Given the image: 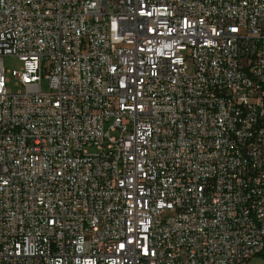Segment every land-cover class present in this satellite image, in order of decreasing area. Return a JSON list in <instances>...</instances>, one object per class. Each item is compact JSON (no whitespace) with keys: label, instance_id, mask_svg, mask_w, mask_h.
Segmentation results:
<instances>
[{"label":"built area","instance_id":"2783aa9c","mask_svg":"<svg viewBox=\"0 0 264 264\" xmlns=\"http://www.w3.org/2000/svg\"><path fill=\"white\" fill-rule=\"evenodd\" d=\"M257 256L264 0H0V264Z\"/></svg>","mask_w":264,"mask_h":264},{"label":"rangeland","instance_id":"374dc122","mask_svg":"<svg viewBox=\"0 0 264 264\" xmlns=\"http://www.w3.org/2000/svg\"><path fill=\"white\" fill-rule=\"evenodd\" d=\"M4 66L7 72L6 78L8 79V84H7L8 91L12 93L22 91L23 88L17 85V82L14 79V76L12 75V72L20 70V68L22 67V63L16 57L8 56L4 60ZM42 90L44 93L50 92L47 80H44L42 84ZM247 264H264V256L254 257Z\"/></svg>","mask_w":264,"mask_h":264}]
</instances>
